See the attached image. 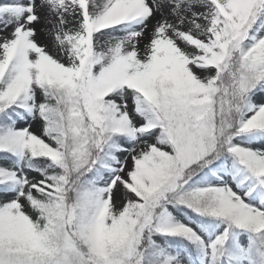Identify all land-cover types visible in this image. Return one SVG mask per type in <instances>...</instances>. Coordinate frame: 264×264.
<instances>
[{
  "label": "snow or ice",
  "instance_id": "snow-or-ice-1",
  "mask_svg": "<svg viewBox=\"0 0 264 264\" xmlns=\"http://www.w3.org/2000/svg\"><path fill=\"white\" fill-rule=\"evenodd\" d=\"M0 264H264V0H0Z\"/></svg>",
  "mask_w": 264,
  "mask_h": 264
},
{
  "label": "bare ground",
  "instance_id": "bare-ground-1",
  "mask_svg": "<svg viewBox=\"0 0 264 264\" xmlns=\"http://www.w3.org/2000/svg\"><path fill=\"white\" fill-rule=\"evenodd\" d=\"M151 26V22L149 24V27ZM38 39H40L42 42H47V41H44L42 37H38Z\"/></svg>",
  "mask_w": 264,
  "mask_h": 264
},
{
  "label": "rangeland",
  "instance_id": "rangeland-1",
  "mask_svg": "<svg viewBox=\"0 0 264 264\" xmlns=\"http://www.w3.org/2000/svg\"><path fill=\"white\" fill-rule=\"evenodd\" d=\"M150 28H151V26H150ZM42 42V41H41ZM35 130V129H34Z\"/></svg>",
  "mask_w": 264,
  "mask_h": 264
}]
</instances>
